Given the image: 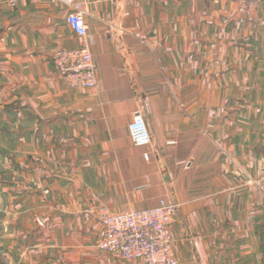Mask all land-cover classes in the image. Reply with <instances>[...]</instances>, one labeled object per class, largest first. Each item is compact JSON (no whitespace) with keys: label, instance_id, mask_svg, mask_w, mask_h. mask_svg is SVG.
Here are the masks:
<instances>
[{"label":"crops","instance_id":"obj_1","mask_svg":"<svg viewBox=\"0 0 264 264\" xmlns=\"http://www.w3.org/2000/svg\"><path fill=\"white\" fill-rule=\"evenodd\" d=\"M69 13L0 0V163L27 189L0 264H142L99 250L101 217L161 200L179 264H264V0H87L89 90L50 58Z\"/></svg>","mask_w":264,"mask_h":264},{"label":"built area","instance_id":"obj_2","mask_svg":"<svg viewBox=\"0 0 264 264\" xmlns=\"http://www.w3.org/2000/svg\"><path fill=\"white\" fill-rule=\"evenodd\" d=\"M70 9L67 23L80 40L74 50H57L51 61L58 75L72 89H94L97 69L91 53V40L85 22L87 0H50ZM132 143L137 148L151 144L150 130L141 114L128 126ZM149 159V155L145 154ZM177 214V206L161 200L158 207L131 210L125 214H103L105 234L98 248L122 261L142 264H179L173 248L170 221Z\"/></svg>","mask_w":264,"mask_h":264},{"label":"rangeland","instance_id":"obj_3","mask_svg":"<svg viewBox=\"0 0 264 264\" xmlns=\"http://www.w3.org/2000/svg\"><path fill=\"white\" fill-rule=\"evenodd\" d=\"M4 190L8 193L7 200L4 198V196L7 195L4 194ZM26 190L22 178L6 177V174L4 175V173H2V163H0V247L2 246L5 250L11 249L14 254V257L11 254L13 259H15L17 250V241H15L17 199L22 196V193ZM8 213L11 215L9 219H7ZM39 225L42 228L45 227L43 224H40V222Z\"/></svg>","mask_w":264,"mask_h":264},{"label":"water","instance_id":"obj_4","mask_svg":"<svg viewBox=\"0 0 264 264\" xmlns=\"http://www.w3.org/2000/svg\"><path fill=\"white\" fill-rule=\"evenodd\" d=\"M143 116V114H141Z\"/></svg>","mask_w":264,"mask_h":264}]
</instances>
